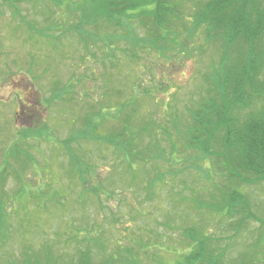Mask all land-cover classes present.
I'll list each match as a JSON object with an SVG mask.
<instances>
[{
  "label": "rangeland",
  "instance_id": "obj_1",
  "mask_svg": "<svg viewBox=\"0 0 264 264\" xmlns=\"http://www.w3.org/2000/svg\"><path fill=\"white\" fill-rule=\"evenodd\" d=\"M177 1L190 21L203 0ZM103 3L0 0V264H183L202 237L226 246L224 264L261 259L264 180L222 167V131L191 115L222 49L202 26L180 23L164 51L136 18L96 27ZM232 190L242 214L225 213Z\"/></svg>",
  "mask_w": 264,
  "mask_h": 264
},
{
  "label": "trees",
  "instance_id": "obj_2",
  "mask_svg": "<svg viewBox=\"0 0 264 264\" xmlns=\"http://www.w3.org/2000/svg\"><path fill=\"white\" fill-rule=\"evenodd\" d=\"M103 1L105 10L100 12L99 18L94 19L96 24L92 23L93 25L97 27L98 23L114 24L117 18L122 16L128 18L127 21L131 24L130 19L136 18L133 24L142 26L147 34V38L141 39L162 51L168 49L169 43L176 44L175 38L180 34L177 27L180 23L181 32L188 35L198 31L202 26L206 41L218 44L222 54L218 67L206 77V82L211 85L210 91L212 90L214 95L206 106H202V111L191 114L194 128L206 135L212 134L214 129L212 124L216 125L218 131H222L219 144L223 151H218L214 158H221L222 167L225 169L234 167L235 174H244L251 182L264 180V0H203L199 2L190 21L189 18L186 20L182 16L180 2L177 0ZM184 21L191 25L187 27ZM88 33L84 27L76 31L85 46L84 38L89 36ZM93 35L97 37L96 34ZM143 45L139 43V46ZM251 104L256 109L249 110L245 114L247 119L239 123L232 112L250 109ZM85 118L88 136H92L96 127L92 125L90 117ZM162 130L165 131L164 128ZM115 131L117 134L110 136L109 141L111 138L119 140L122 136L123 131L120 128ZM196 140L198 147L206 144L202 136L197 135ZM117 145L114 144V149L120 151ZM157 145L159 148V144ZM150 147V152L154 151ZM229 149L231 156H226L223 152L226 153L225 150ZM208 153L213 156L212 152ZM237 181H240V178ZM227 195L228 198L224 199L225 213L242 214L246 206L245 196L236 190L230 191ZM236 202L239 204H234ZM208 239L207 237L198 239L189 255L183 257L182 263L224 264L226 246L218 247L216 242ZM261 248L260 252L258 251L261 259L254 261L251 259V264H264V251ZM110 262L111 260H108L105 263ZM77 264L90 263L86 256L82 255Z\"/></svg>",
  "mask_w": 264,
  "mask_h": 264
}]
</instances>
